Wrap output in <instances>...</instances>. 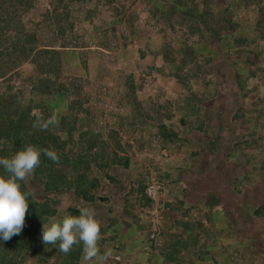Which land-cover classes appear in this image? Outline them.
Masks as SVG:
<instances>
[{"label": "trees", "instance_id": "16d2710c", "mask_svg": "<svg viewBox=\"0 0 264 264\" xmlns=\"http://www.w3.org/2000/svg\"><path fill=\"white\" fill-rule=\"evenodd\" d=\"M28 1L0 0V157L10 158L24 146L33 145L37 149L55 150L59 156V163H53L41 153L40 164L34 174L27 181L19 182L20 190L30 191L32 195L27 197L29 206L21 233L14 235L8 241L0 240V264H84L82 244L73 245L72 250L64 254L58 250V245L43 243L42 221L46 222L51 216L57 218L64 215L78 216L81 206L93 208L95 201L102 202L106 208L105 214L97 220L101 232L99 241L101 254L107 249L111 254L119 256V261L108 259L106 264H122V262L125 264L129 255L123 253L126 239H121V236L133 231L131 225L126 223L129 220L137 225L134 231L141 234V241L139 239L138 241L144 245L143 253L147 251L150 258V254L155 252L156 264H211L221 252L235 261L239 259L246 262L249 261L245 253L250 257L260 255L262 249H259L261 251L259 252L254 246L246 247V241L251 243V239L246 240L248 237L245 236V231L233 232L228 229L232 222L228 223L226 211L221 212L216 209V201L199 202L198 212L196 217H193L191 206L195 204L185 207L183 199L178 200L173 197L170 202L161 203V212L168 224L165 225V221H162L163 225H157V229L152 232L149 224L142 220L143 209L146 211L151 209L153 200L146 196L145 190L149 185L157 184L160 186L158 195L164 190L168 192L170 184H175L177 181L156 169L151 176H148L147 167L142 166L143 170H140L136 167L138 163L132 158L138 153L141 144L148 145L152 142L149 137L160 138V143L166 145L172 143L174 139H179V132L172 127L175 123L184 126L190 122L191 116L197 122L200 121V105L210 100L214 94L213 89H210L211 81L206 78L205 81L200 73L202 75L206 67L213 63L217 54L227 58L229 55L226 54L234 46H244V48L249 46L247 37L239 36L240 33L237 31L242 25L233 20V14L238 7L248 8L250 0H230L225 6L220 5L218 0H198V3H192L195 0H145L148 6L149 4L152 6L150 10L146 7L152 20L156 22L161 20L169 31L182 33L180 39L163 41L165 38L160 37L157 43L152 46L150 44L155 48L152 49L154 59L159 60L161 66L146 67L145 71L153 82L157 81L159 76L167 87L165 81L174 80V84L183 89V93L189 92L185 100L188 102L177 108L178 106L174 104V107L167 98L162 100L159 85L154 88L156 99L153 103L151 97H147L150 98L148 102L147 100L143 102L136 96V92L143 85H135L130 74L123 76L124 81L118 77L114 88L118 97L116 106L128 110L131 115L126 117L121 113H110L112 120L118 117L126 128L120 124L110 129L106 140L101 139L100 127L93 128L94 125L97 126L98 117L96 118L81 100L84 96L81 95L84 83L76 79L79 76L69 79L67 85L46 78V73L55 78L60 72L73 71L75 67L70 68V66L74 61H71L70 66L65 67L57 51L49 48L39 49L35 35L24 31L18 20L19 15L16 16V9L17 5H26ZM67 2H70L71 8L67 7L66 1L54 2L56 6L53 13L57 19L60 18L65 22L64 28L57 27V30L70 31L72 22L80 21L79 16L70 18L72 10H75L76 16L82 14L83 21L89 22L92 19L95 9L92 10L91 0ZM97 2L99 0L94 4ZM106 2L112 3L113 0ZM4 8L6 12L9 10L8 14H2L5 12ZM259 14L263 13L259 12ZM112 17H116V20L121 19L123 12L121 9L115 10ZM263 19H258L255 28L250 29L253 33L250 40L264 39ZM124 20L131 30L132 21ZM152 31L156 33L153 37L156 39L160 33L164 34V27ZM235 33L239 35L235 36ZM172 41L177 44L176 50L171 46ZM143 42L142 44L146 45V41ZM210 46L212 49L209 48ZM137 54L139 60L143 59V51L139 50ZM76 60L80 61L78 63L81 66V73L78 74L85 73L86 62L83 53H78ZM26 61L30 62L29 65L34 64V72L33 75L25 72L21 77L18 70ZM168 70H171L170 73L167 72ZM234 73L237 90L246 93L244 89L246 80L239 78L237 72ZM106 75V71L98 72V79L96 78L95 81L105 79ZM253 75L250 73L251 77ZM200 78L205 89L192 91L190 81L199 82ZM14 83L23 84L28 90L18 88L14 91ZM261 86L264 89V79ZM70 91L74 101L63 105V97ZM199 92L201 94L198 96ZM54 95L56 101L55 99L51 101L50 97ZM254 109L246 112L255 114L257 110ZM51 125L57 127L56 133L50 132ZM137 126L144 127L150 135L146 138L136 137ZM129 127H132L133 131L129 130ZM119 132L127 135L131 142L129 143L130 140L123 142ZM139 138L142 141H139ZM131 145L133 148L130 147ZM119 172L124 174L125 181L130 177L131 183L125 187L126 191L121 197V207L113 208L108 204L110 197L98 194L103 190L101 185L111 187L121 184ZM132 173L133 177L129 176ZM0 175L5 177L8 175L2 167H0ZM67 193L71 194L73 204L60 211L55 205L57 200H51L49 196L62 197ZM179 194L180 191L177 196ZM136 207L140 209L141 215L132 213ZM260 214L264 215V205L254 211L255 216ZM151 234L155 235L154 238L149 237ZM233 247L234 251H232ZM91 264H96V261Z\"/></svg>", "mask_w": 264, "mask_h": 264}, {"label": "rangeland", "instance_id": "374dc122", "mask_svg": "<svg viewBox=\"0 0 264 264\" xmlns=\"http://www.w3.org/2000/svg\"><path fill=\"white\" fill-rule=\"evenodd\" d=\"M55 1L29 0L26 5H17L16 16L19 15L18 20L24 31L35 35L39 49L49 48L57 51L58 57L63 60L65 67L70 66L71 61H74L72 67L70 66V68L75 67L71 71L72 73L60 72L55 78L46 73V78L67 85L69 79L79 76L76 79H80L84 83L81 94L84 96L81 100L84 101L91 113L96 118L98 117L97 126L94 125L93 128L100 127L101 139L106 140L110 129L116 128L120 124L126 128L118 117L112 120L110 113H121L126 117L131 115L128 110L116 106L118 97L114 88L117 85L118 77L124 81L123 76L130 74L133 76L135 85L142 84L143 87L136 92V96L143 102L146 100L148 102L150 98L147 97H151L153 103V100L156 99L154 88L157 85L160 87L159 94L162 100L167 98L174 107L176 104V107L180 108L182 104L188 102L185 100H187L189 92L183 93V89H180L176 83L174 84V80L165 81L168 84L167 87L159 76L158 80L153 82L145 71L146 67L161 66L160 61L154 59L152 44L157 43L160 37L165 38L163 40L165 41L166 39H180L182 35L181 32L169 31L167 25L161 20L157 22L152 20L150 14L147 13L152 6L150 4L148 6L145 0H132V2L131 0H113L112 3L106 2L110 0H99L97 4H94L96 0H91L92 10L95 9L92 19L89 22L83 21L82 14L76 16L75 10H72L70 18L79 16L80 21L74 20L70 31L67 29L57 30V27L63 29L65 22L60 18L57 19L53 13L56 6L54 5ZM63 1H66L67 7L71 8L68 0ZM218 1L222 6L230 3V0ZM192 3H198V0ZM249 3L248 8L238 7L233 14V20L242 25L237 31L240 35L235 33V36L247 37L249 46L245 48L244 46H234L226 54L229 55L227 58L217 54L213 63L206 67L202 75L200 73L201 78L204 77L205 81H211L210 89L212 88L214 91L213 97L200 105L201 123L197 122L193 116H191L190 122L184 126L175 123L172 127L176 132H179V139H174L172 143L163 145L160 143V138L149 137L152 142H149L148 145L141 144L138 153L132 156L133 160L138 163L137 168L143 170L142 166L147 167L148 176H151L156 169L177 181L175 184H170L168 192L164 190L153 198L151 209L141 211L144 213L142 220L149 224L150 230L156 229L155 216L160 217L159 226L163 225L162 221H165V225L168 224L161 212V203L170 202L173 197L178 200L183 199L185 207H189L188 205L192 203L195 204V206H191L193 217H196L199 202L210 201L213 203L216 201V209L221 212L226 211L228 223L232 222L228 229L233 232L245 231V236L248 237L246 240L251 239V243L246 241V247L253 248L254 246L255 250H263L260 255L251 257L245 253L249 262L239 261V259L235 261L221 252L218 257H215L216 261L211 264H264V215H254V211L264 205V105L262 106L264 104V89L261 86L264 79V39L250 40L253 37L250 29L255 28L258 19H263L264 0H250ZM119 9L123 12V17L116 20V17L112 16L115 10ZM4 10L5 12L2 14H8L9 10H7L8 12H6V8ZM58 12L60 11L58 10ZM259 12L263 14H259ZM257 16H259L258 19ZM124 19L132 21L131 30ZM150 23L155 24L153 27H156H151ZM158 27H164V34L160 33L154 39L156 33L152 30ZM143 41H146V45L142 44ZM171 46L174 50L177 49V44L173 41ZM209 48L212 49L211 46ZM139 50L144 53L143 59L140 60L137 54ZM78 53H83L86 62V72L83 74H78L81 73V66L78 63L80 61L76 60ZM29 63L26 61L21 64L18 70L21 77L25 72L33 75L34 64L29 65ZM100 68L102 72L106 71L107 75L105 79L96 82L97 73L101 72ZM170 71L167 72L170 73ZM234 71L238 73L239 78L246 80L244 83L246 93L239 92L240 89L237 90ZM250 73L254 75L251 77ZM34 78H36L35 75ZM201 78L199 82L195 80L196 82L191 83L190 81L189 85L192 87V91L205 89ZM17 83L13 84L14 91H17L18 88L28 90L23 84L18 85ZM200 94L201 92L197 93L198 96ZM54 99L56 101L55 95L50 97L51 101ZM63 101V105L74 101L71 91L65 93ZM143 104L146 105V103ZM252 108H255L257 113L248 114L246 111ZM237 109H239L238 112ZM51 113L53 114V112ZM127 121H129L128 118ZM137 128L136 137L146 138L150 135L147 134L144 127L137 126ZM186 128L191 129L188 131ZM130 129L133 131L132 127H129ZM56 130V126H50V132L56 133ZM119 135L123 142L130 140L125 134L119 132ZM139 141L142 140L139 138ZM130 147L133 148V145ZM119 173L121 174V172ZM129 176L133 177V173ZM122 177L125 178L124 174H121L120 185L111 187L101 185L103 190L98 194L110 197L108 204L113 208L121 207V197L126 191L125 187L131 183L130 177L126 181ZM178 191H180L179 196H177ZM49 198L57 200L55 205L60 211L73 204L70 193L62 195V197L49 196ZM59 198L60 200H58ZM92 207L95 210L96 220L106 212L105 206L100 201H95ZM139 211L140 209L136 207L132 213L138 216L141 215ZM126 223L130 224L133 230L137 227L131 220ZM158 229L160 230L159 227ZM232 251H234V247ZM259 252L261 251L259 250ZM254 257L255 259H253Z\"/></svg>", "mask_w": 264, "mask_h": 264}, {"label": "clouds", "instance_id": "9594fccd", "mask_svg": "<svg viewBox=\"0 0 264 264\" xmlns=\"http://www.w3.org/2000/svg\"><path fill=\"white\" fill-rule=\"evenodd\" d=\"M35 126V125H34ZM43 153L53 163H59L55 150L37 149L26 145L10 158L0 157V167L8 174L0 175V240L8 241L14 235H19L25 224L28 211L27 197L29 192L20 190V181H27L40 164ZM101 239L100 224L95 219V210L81 206L79 215L51 216L42 221V241L44 244L58 245V250L68 254L73 245L82 244V261L84 264H106L111 256L110 250L101 254L99 241Z\"/></svg>", "mask_w": 264, "mask_h": 264}, {"label": "crops", "instance_id": "0c3cea01", "mask_svg": "<svg viewBox=\"0 0 264 264\" xmlns=\"http://www.w3.org/2000/svg\"><path fill=\"white\" fill-rule=\"evenodd\" d=\"M121 237V239H126L124 242L125 249L123 250V253H127L126 255H129L128 258H126L125 264H156L155 259L157 257L155 252L150 254V258L147 254V251H144L145 254L143 253L144 245L138 241V239L141 241L140 233L133 230L132 232L123 234ZM145 247L147 248V246Z\"/></svg>", "mask_w": 264, "mask_h": 264}, {"label": "built area", "instance_id": "2783aa9c", "mask_svg": "<svg viewBox=\"0 0 264 264\" xmlns=\"http://www.w3.org/2000/svg\"><path fill=\"white\" fill-rule=\"evenodd\" d=\"M159 190H160V186L159 185H157V184H151V185H149L146 188L145 194L149 198L153 199L157 195V193H158ZM159 221H160V217L155 216V218H154V225L157 226L159 224ZM154 230L155 229H153L152 232ZM154 236L155 235H153V234L149 235L150 238H152V237L154 238ZM108 259H110L112 261H119V256L116 255V254H111V256Z\"/></svg>", "mask_w": 264, "mask_h": 264}]
</instances>
